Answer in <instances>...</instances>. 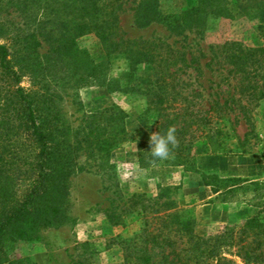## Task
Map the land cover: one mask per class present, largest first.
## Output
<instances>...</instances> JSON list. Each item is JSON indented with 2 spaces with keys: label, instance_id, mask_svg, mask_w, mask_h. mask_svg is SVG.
I'll return each mask as SVG.
<instances>
[{
  "label": "trees",
  "instance_id": "trees-1",
  "mask_svg": "<svg viewBox=\"0 0 264 264\" xmlns=\"http://www.w3.org/2000/svg\"><path fill=\"white\" fill-rule=\"evenodd\" d=\"M130 1L68 0L66 10L57 14L58 21H50L53 27L40 29L49 48L44 56L64 67L73 86L101 84V64L77 44L85 35L93 34L100 41L107 59L124 57L134 72L141 65L149 66L153 86L142 93L151 97L156 113L154 132L163 134L169 127L175 128L178 145L166 162L183 165L194 133L199 126L211 129L213 123L223 120L226 101L222 103L216 95L203 114L195 112L191 105L194 96L190 97L182 76L191 68L199 74L213 68L209 63L203 68L194 66L196 61L191 55L188 58L186 47H176L174 42L124 38L120 16L134 4L137 28L160 26L175 37L187 31L203 37L210 20L231 17L230 0H197L194 7L177 14H164L159 0ZM260 31L264 40V27ZM221 54L227 66L221 70L240 78L239 94L250 102L263 99L264 45L249 48L226 43ZM9 57L6 45L0 44V264H19V260L9 259V244L37 241L41 231L60 228L69 220L70 177L82 170L80 158L110 178L112 152L133 136L126 128L127 114L115 104L86 115L73 128L58 107L60 95L29 93L21 86L20 74ZM114 83L104 86L111 92L140 90ZM192 92L201 95L196 89ZM140 146L146 150L139 153L141 164L145 156L153 163L159 161L147 152L150 144ZM104 214L112 227H126L128 214H134L139 223L133 238L118 243L123 264H238L224 254V246L235 248L234 257L242 264H264V222L257 216L247 218L236 231L233 226L204 239L195 233L194 221L180 215L175 201L163 194L135 193L122 205L114 200ZM73 264H92L91 257L80 255Z\"/></svg>",
  "mask_w": 264,
  "mask_h": 264
},
{
  "label": "rangeland",
  "instance_id": "rangeland-1",
  "mask_svg": "<svg viewBox=\"0 0 264 264\" xmlns=\"http://www.w3.org/2000/svg\"><path fill=\"white\" fill-rule=\"evenodd\" d=\"M196 2L159 0L164 14L183 12ZM66 3L68 0H0V44L10 51L9 59L20 74L21 86L29 93L50 91L60 95L58 107L73 128L86 115L115 104L127 114L126 128L133 140L112 152L110 178L81 157L82 170L70 177L69 220L60 228L41 231L37 241L9 244V259L19 260V264H73L81 255L91 257L92 264H123L118 243L133 238L139 223L134 214H128L126 227H112L104 211L114 200L122 205L135 193L150 197L163 194L174 200L180 215L191 218L195 233L204 239L233 226L236 231L250 217L257 216L264 222V98L248 101L239 94V76L221 70L227 67L221 54L226 43L237 42L249 48L264 45L260 31L264 27V0H230L231 17L210 20L203 37L193 31L175 37L160 26L137 28L134 4H129L120 16V34L124 38L174 42L176 47H186L188 58L191 55L196 61L194 66L203 68L209 63L213 68L211 72L204 69L203 74L191 68L182 76L190 97L194 96L191 105L195 112L203 114L216 95L222 103L226 101L224 119L213 123L211 129L199 126L194 133L183 165L166 160L153 163L148 156L143 164L139 161L140 151L145 150L140 145L150 144V136L155 133L156 113L151 97L142 93L153 86L149 66L141 65L134 72L124 57L107 59L93 34L82 36L77 44L96 64H101V84L73 86L74 80H70L64 67L45 58L49 48L40 29L52 28L50 21H58L57 14L66 10ZM108 82L124 89L135 85L140 90L111 92L104 86ZM195 89L200 96L192 92ZM223 251L242 264L234 257L235 248L224 246Z\"/></svg>",
  "mask_w": 264,
  "mask_h": 264
},
{
  "label": "clouds",
  "instance_id": "clouds-1",
  "mask_svg": "<svg viewBox=\"0 0 264 264\" xmlns=\"http://www.w3.org/2000/svg\"><path fill=\"white\" fill-rule=\"evenodd\" d=\"M178 145L175 135V128L169 127L161 134L159 131L150 136V152L152 157L158 160L169 159L173 154V149Z\"/></svg>",
  "mask_w": 264,
  "mask_h": 264
}]
</instances>
